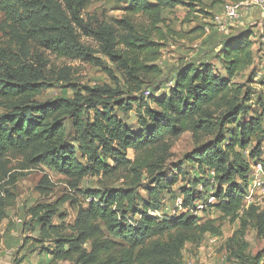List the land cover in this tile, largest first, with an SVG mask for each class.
<instances>
[{"label":"trees","instance_id":"trees-1","mask_svg":"<svg viewBox=\"0 0 264 264\" xmlns=\"http://www.w3.org/2000/svg\"><path fill=\"white\" fill-rule=\"evenodd\" d=\"M116 1L129 3L124 16L115 21L120 32L107 24L94 28L79 17L78 11L89 0H43L36 14L29 13L32 6L24 0H0L7 20L20 31L19 55L0 47V160L16 153L24 158L22 168L43 165L53 169L85 199V206L77 213L75 234L57 235L51 253L54 260L75 264H180L184 244L213 228L208 222L198 225L194 215L197 202L204 204L201 211L214 206L226 216L233 215L243 209L251 163H261L264 170L258 138L264 136L261 116H249L229 140L224 134L226 125L247 114L246 96L233 80L252 64L251 34L230 32L210 46L223 74L201 56L197 63L178 67L164 93L149 97L160 88L156 89L153 82L161 74L159 66L152 63L159 56V45L150 35L157 31L164 38L162 12L181 1ZM136 16L148 23L140 38L133 21ZM81 35L103 43L106 56L121 72L126 92L141 96L129 95L125 102L116 99L122 92L119 81L94 51L81 43ZM28 41H37L59 57L102 67L116 86L85 87L84 93L55 102L39 100L50 86L44 70L46 62L40 58L35 64L28 58ZM117 45H124V49H115ZM144 92L153 106L143 101ZM111 104L124 113L135 108L139 128L127 126ZM185 132L191 134L195 147L184 161L195 165L200 174L212 175L217 184L212 193L215 200L203 201L194 192L197 181L188 178L186 187L175 195L182 198L183 210L171 216L151 215L150 210H159L161 191L170 192L177 182L176 176L168 180L164 169L174 142ZM252 140L255 145L247 161L235 148L245 150ZM88 177L96 178L97 188H79ZM4 205L5 201H0V220L4 218ZM49 207L44 204L31 210L32 217L43 224L41 228L51 221ZM256 222L263 233L261 214ZM241 225L244 227V222Z\"/></svg>","mask_w":264,"mask_h":264},{"label":"rangeland","instance_id":"rangeland-1","mask_svg":"<svg viewBox=\"0 0 264 264\" xmlns=\"http://www.w3.org/2000/svg\"><path fill=\"white\" fill-rule=\"evenodd\" d=\"M24 1L32 6L29 13L36 14L43 6V0ZM180 1V4L162 12L164 23L160 24V27L165 32L164 38H161L157 31L150 35V39L159 45V56L152 63L159 66L161 74L153 82L155 88H160H156L155 91L151 89L152 94L149 97H158L164 93L166 91L164 88L170 85L169 80L176 69L184 63H197L201 56L212 62L216 71L224 73L218 58L210 51L211 45L225 37L224 34L217 33L213 16L222 12L226 2L237 0ZM128 5L129 3L116 0H89L78 14L94 28L105 24L116 27L115 21L124 16ZM241 14H243L240 17L241 23L232 27L231 33L239 30L249 31L253 58L252 64L233 80V84L242 87L241 95L246 96L247 114L239 116L233 124L224 127L226 140L236 136L239 132L238 127L245 124L252 115L262 117L264 128L262 106L264 104V11L252 6L242 10ZM133 18L135 26L137 25L136 36L143 37L145 35L143 28L148 23L140 16ZM206 27L209 32L206 31ZM117 31L120 32L121 28H117ZM19 36L20 31L7 20L0 2V47L14 55H19ZM80 41L94 51L95 55L104 62V66L112 70L122 91L116 99L125 102L131 94L126 92L117 65L106 56L103 43L85 35H81ZM27 45L29 59L35 64L40 63V58L46 62L44 70L50 86L39 95L38 99L41 101L55 102L64 97H73L77 92L84 93L85 87L103 84L116 86L114 80L102 67L82 59L59 57L37 41H28ZM115 49L122 50L124 45H117ZM132 96L139 97L141 94L133 93ZM147 96L148 94L144 92L143 101L153 106ZM114 112L131 129L139 128L135 108L124 113L114 106ZM66 124L70 129L69 120H66ZM258 138L264 159V136L259 135ZM254 145L255 142L252 140L245 150L239 147L235 149L240 151L243 158L250 161L249 155ZM194 147L189 132L183 133L172 146V155L164 169V175L168 180L176 176L177 182L173 184L170 192L161 191L158 210L160 216H171L174 211L177 213L174 204L175 195L179 194L183 186L186 187L188 178L197 181L194 192L199 193L203 201H207L209 195L215 191L217 184L211 174H200L195 165L184 161V156ZM131 154L129 152L130 156ZM24 164V158L16 153L0 160V201H5L4 218L0 220V264H75L71 260H54L51 253L55 248L57 235L75 234V220L79 208L85 206V199L77 189L70 188L65 176L53 169L43 165L22 168ZM97 187L96 178L93 177L83 179L79 186L83 189ZM139 191L142 195H146L143 189ZM44 204L50 206L51 221L41 228L43 224L32 217L31 210ZM243 205L242 210L229 216L224 215L214 206H208L204 211L198 207L197 211H194L198 225L208 222L213 228L203 233L199 239L184 244L180 264H264V232L258 231L256 222L257 215L261 214L264 217V186L257 189L249 185ZM242 222L244 227L241 225ZM52 226L56 227L55 231L52 230Z\"/></svg>","mask_w":264,"mask_h":264},{"label":"built area","instance_id":"built-area-1","mask_svg":"<svg viewBox=\"0 0 264 264\" xmlns=\"http://www.w3.org/2000/svg\"><path fill=\"white\" fill-rule=\"evenodd\" d=\"M252 6L259 7L262 11H264V0H241V1H230L226 2L223 6L222 12L219 14H215L213 16V22L216 25L219 33L228 34L231 32L232 27L240 24L241 11L247 9ZM251 176L249 185L252 188H261L264 186V170L261 163H251ZM214 197L212 194L209 195L207 199V203H213ZM175 207L177 209V213L183 210L182 208V198L180 196L175 199ZM199 204V205H198ZM198 207L201 209L204 204L199 201ZM197 207V208H198ZM151 215H159L157 210H150L148 212ZM175 213V211H174Z\"/></svg>","mask_w":264,"mask_h":264},{"label":"crops","instance_id":"crops-1","mask_svg":"<svg viewBox=\"0 0 264 264\" xmlns=\"http://www.w3.org/2000/svg\"><path fill=\"white\" fill-rule=\"evenodd\" d=\"M243 14H241V16H242ZM217 29V28H216ZM206 31H208L209 32V29L206 27ZM217 31H218V29H217ZM217 33H219V31L217 32Z\"/></svg>","mask_w":264,"mask_h":264}]
</instances>
